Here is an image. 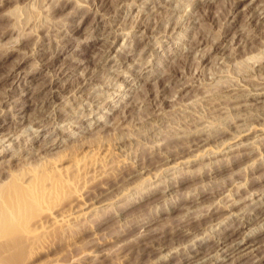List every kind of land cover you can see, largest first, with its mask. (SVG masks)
<instances>
[{
    "label": "rangeland",
    "instance_id": "1",
    "mask_svg": "<svg viewBox=\"0 0 264 264\" xmlns=\"http://www.w3.org/2000/svg\"><path fill=\"white\" fill-rule=\"evenodd\" d=\"M0 189V264L264 263V0H0Z\"/></svg>",
    "mask_w": 264,
    "mask_h": 264
},
{
    "label": "bare ground",
    "instance_id": "2",
    "mask_svg": "<svg viewBox=\"0 0 264 264\" xmlns=\"http://www.w3.org/2000/svg\"><path fill=\"white\" fill-rule=\"evenodd\" d=\"M49 60V59H48ZM60 71V70H59ZM58 75V74H57ZM59 78V77H58ZM51 80V79H50ZM15 100V99H14ZM11 192L10 191H6L3 189H0V236L1 235H5L6 232L11 230V227L13 225V222L15 221V219L13 221H10L9 217L13 212L17 211L22 205L21 202H11ZM79 211V210H78ZM216 211V210H215ZM236 211V210H235ZM80 213V212H79ZM63 216V215H62ZM65 216V215H64ZM74 217V216H73ZM55 219V218H54ZM53 219V220H54ZM1 222H3L1 224ZM263 238V237H262ZM249 239V238H248ZM247 239L243 238V240L241 242L236 241L234 245H232L235 248H237L239 250L240 247L245 246V242ZM251 243H254L252 241H250ZM249 242V243H250ZM259 243V242H258ZM219 248V247H218ZM233 249V248H232ZM236 249V250H237ZM241 250V249H240ZM197 261V260H196ZM261 260L255 261L256 263L260 262ZM189 263V261H188ZM186 263V264H188ZM228 264V263H227ZM258 264V263H257ZM264 264V263H261Z\"/></svg>",
    "mask_w": 264,
    "mask_h": 264
}]
</instances>
